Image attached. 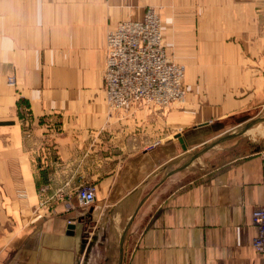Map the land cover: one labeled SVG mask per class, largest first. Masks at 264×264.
I'll return each mask as SVG.
<instances>
[{
    "label": "crops",
    "instance_id": "1",
    "mask_svg": "<svg viewBox=\"0 0 264 264\" xmlns=\"http://www.w3.org/2000/svg\"><path fill=\"white\" fill-rule=\"evenodd\" d=\"M148 7L186 97L111 110L107 33ZM263 109L264 0H0V264H264V146L186 166Z\"/></svg>",
    "mask_w": 264,
    "mask_h": 264
},
{
    "label": "built area",
    "instance_id": "2",
    "mask_svg": "<svg viewBox=\"0 0 264 264\" xmlns=\"http://www.w3.org/2000/svg\"><path fill=\"white\" fill-rule=\"evenodd\" d=\"M185 71L167 53L162 19L154 7L146 8L141 20H124L107 33L104 89L110 108L139 102L164 108L180 101L185 93ZM90 186L77 190L82 207L95 201V189ZM251 220L256 230L252 245L264 260V208L255 209Z\"/></svg>",
    "mask_w": 264,
    "mask_h": 264
},
{
    "label": "rangeland",
    "instance_id": "3",
    "mask_svg": "<svg viewBox=\"0 0 264 264\" xmlns=\"http://www.w3.org/2000/svg\"><path fill=\"white\" fill-rule=\"evenodd\" d=\"M166 49H167V47H166ZM167 53H168V51H167ZM172 60L174 62L181 64V65L186 67V65L184 63L178 62L177 60H174V59H172ZM185 75H186V71H185ZM184 82H185V79H184ZM104 83H105V74H104ZM103 87H104V85H103ZM183 87H184V83H183ZM184 92L185 93H184L183 100L186 97V91H184ZM104 93H105V89H104ZM179 102H181V100ZM139 104L144 105V103H139ZM139 104L136 103V104L125 106L123 108L131 107L133 105L135 106V105H139ZM158 108H161V107H158ZM110 109L113 110V109H121V108L117 107V108H110ZM251 115H253L254 118H264V109L263 110H256V111L252 112ZM229 126H230V128L227 131H228V134L229 133L231 134V133H238L242 129V126H244V125H242L241 127L240 126L238 127V125L235 124V122L233 120L232 121L229 120L226 122V127H229ZM55 127H56V125H55ZM253 128H255V130L250 132V134H248L246 132L247 134L244 133V134L233 139L235 141L234 143L238 144V146L236 148V150H238V152L244 153V154L251 153L255 150V148L264 146V120H263V122H260V123L256 124L255 126H253L252 129ZM81 187H83V186H81ZM92 187L95 189L94 186H92ZM43 190H45V188ZM95 192H96V190H95ZM95 199H96V196H95ZM68 208H72L71 204H69V203L66 204V209L68 210Z\"/></svg>",
    "mask_w": 264,
    "mask_h": 264
},
{
    "label": "water",
    "instance_id": "4",
    "mask_svg": "<svg viewBox=\"0 0 264 264\" xmlns=\"http://www.w3.org/2000/svg\"><path fill=\"white\" fill-rule=\"evenodd\" d=\"M263 120H264V118H255V119L249 120L248 122H246V124H244L245 125L244 127L242 126L243 128L238 133H231V134L229 133V134H226V135L218 138L215 142L207 145L203 150H201L197 154H194L193 159H191L190 162L186 166H188L195 159L201 157L205 152H207L209 149L213 148L214 146H216V145H218L224 141H227L229 139H232L234 137H237V136H240V135L246 133L249 129H251L256 124L263 122ZM183 149H186V146H183ZM128 227L126 228L125 233L122 236V241H121L122 243L124 242V238L126 237ZM70 228L73 230L72 226ZM121 252H122V250H121ZM121 263H122V261L120 260V264Z\"/></svg>",
    "mask_w": 264,
    "mask_h": 264
},
{
    "label": "bare ground",
    "instance_id": "5",
    "mask_svg": "<svg viewBox=\"0 0 264 264\" xmlns=\"http://www.w3.org/2000/svg\"><path fill=\"white\" fill-rule=\"evenodd\" d=\"M113 29V28H112ZM110 31V30H109ZM108 31V32H109ZM162 33H163V26H162ZM107 37V36H106ZM105 50H106V47H105ZM183 100V99H182ZM181 100V101H182ZM179 101H177V102H174V103H172V104H170V105H168V106H166L165 108H168V107H171L173 104H176V103H178ZM139 103H144V102H139ZM144 105H146V106H148V107H158V106H155V105H151V104H146V103H144ZM245 126V125H244ZM243 126V127H244ZM242 127V128H243ZM91 187V186H90ZM95 202V201H94ZM90 206V205H89ZM255 228V227H254Z\"/></svg>",
    "mask_w": 264,
    "mask_h": 264
}]
</instances>
